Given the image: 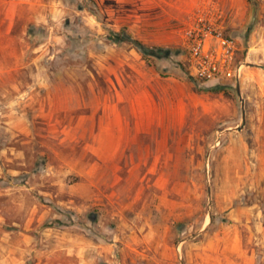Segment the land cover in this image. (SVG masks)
<instances>
[{"label": "rangeland", "instance_id": "rangeland-1", "mask_svg": "<svg viewBox=\"0 0 264 264\" xmlns=\"http://www.w3.org/2000/svg\"><path fill=\"white\" fill-rule=\"evenodd\" d=\"M255 1L0 0V264H264ZM205 30L240 79L191 76Z\"/></svg>", "mask_w": 264, "mask_h": 264}, {"label": "built area", "instance_id": "built-area-1", "mask_svg": "<svg viewBox=\"0 0 264 264\" xmlns=\"http://www.w3.org/2000/svg\"><path fill=\"white\" fill-rule=\"evenodd\" d=\"M215 39V44L207 38ZM210 39V40H213ZM237 46L221 34L213 36L209 30L197 35L189 48L188 64L191 76L204 82L240 79L242 67H235Z\"/></svg>", "mask_w": 264, "mask_h": 264}, {"label": "trees", "instance_id": "trees-1", "mask_svg": "<svg viewBox=\"0 0 264 264\" xmlns=\"http://www.w3.org/2000/svg\"><path fill=\"white\" fill-rule=\"evenodd\" d=\"M249 3H251L252 5H256V1L255 0H248ZM110 40H112V42L114 43H131L132 45H134L138 51L145 57H154L157 59H162V58H167L171 55V51L170 50H165L163 48H159V47H148L146 45H144L142 42L133 39L126 30L122 31L121 33H112V35L110 36ZM223 88L221 86H216L214 87V90L216 91H220Z\"/></svg>", "mask_w": 264, "mask_h": 264}, {"label": "water", "instance_id": "water-1", "mask_svg": "<svg viewBox=\"0 0 264 264\" xmlns=\"http://www.w3.org/2000/svg\"><path fill=\"white\" fill-rule=\"evenodd\" d=\"M238 94H239V96H240V99H241V102H242V107H243V110H242V113H243V125L242 126H240L237 130L238 131H241L243 128H244V126H245V123H246V110H245V101H244V99L242 98V94H241V89H240V87H238Z\"/></svg>", "mask_w": 264, "mask_h": 264}]
</instances>
